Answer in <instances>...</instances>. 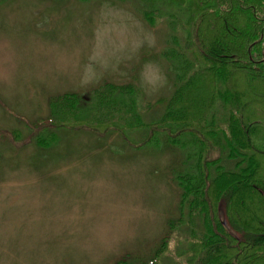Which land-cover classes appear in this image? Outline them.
<instances>
[{
  "label": "rangeland",
  "instance_id": "obj_1",
  "mask_svg": "<svg viewBox=\"0 0 264 264\" xmlns=\"http://www.w3.org/2000/svg\"><path fill=\"white\" fill-rule=\"evenodd\" d=\"M160 8L151 26L141 0L0 1V264L149 262L181 219L183 150L141 143L146 131L57 129L50 105L133 86L158 121L174 85L164 52L184 44L170 26L182 13ZM185 226L160 264H186Z\"/></svg>",
  "mask_w": 264,
  "mask_h": 264
},
{
  "label": "trees",
  "instance_id": "obj_2",
  "mask_svg": "<svg viewBox=\"0 0 264 264\" xmlns=\"http://www.w3.org/2000/svg\"><path fill=\"white\" fill-rule=\"evenodd\" d=\"M141 1L151 26L162 5L182 13L170 26L183 30V47L163 55L174 76L163 116L145 123L136 88L106 84L88 100L53 98L52 125L125 138L146 131L141 143L186 154L175 176L181 219L169 222L159 250L139 264H160L184 225L186 264H264V0Z\"/></svg>",
  "mask_w": 264,
  "mask_h": 264
}]
</instances>
